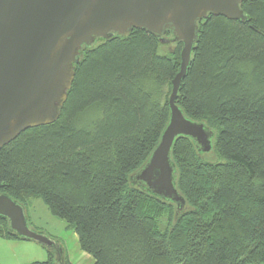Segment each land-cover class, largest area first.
Wrapping results in <instances>:
<instances>
[{"label":"trees","instance_id":"obj_1","mask_svg":"<svg viewBox=\"0 0 264 264\" xmlns=\"http://www.w3.org/2000/svg\"><path fill=\"white\" fill-rule=\"evenodd\" d=\"M240 9L244 21L197 23L175 105L212 133L218 162L176 139L170 158L182 208L131 183L169 122L182 44L168 30L83 47L57 120L0 149V195L22 208L40 198L93 264H264V0ZM164 36L177 49L159 55ZM0 239L30 242L2 217ZM52 240L59 255L45 249L46 260L31 264H71Z\"/></svg>","mask_w":264,"mask_h":264},{"label":"water","instance_id":"obj_2","mask_svg":"<svg viewBox=\"0 0 264 264\" xmlns=\"http://www.w3.org/2000/svg\"><path fill=\"white\" fill-rule=\"evenodd\" d=\"M243 0H0V149L26 130L54 123L66 102L83 47L97 39L141 30L161 37L168 30L182 44L171 82L169 122L141 170L137 187L178 208L185 205L175 185L171 149L179 137L200 153L212 149V133L186 119L175 105L197 40V23L208 15L244 21ZM0 217L17 236L59 255L58 244L27 226L24 210L0 195Z\"/></svg>","mask_w":264,"mask_h":264},{"label":"rangeland","instance_id":"obj_3","mask_svg":"<svg viewBox=\"0 0 264 264\" xmlns=\"http://www.w3.org/2000/svg\"><path fill=\"white\" fill-rule=\"evenodd\" d=\"M163 39L165 42L158 50L159 55H167L177 49V45L172 42L169 36H164ZM200 158L209 163L218 162V158L212 151L200 153ZM132 185L136 186L134 183ZM23 209L31 230L42 233L50 239H56L60 243L61 256L66 257L68 261H76L79 251L73 239L72 231L67 230L62 221L50 215L40 198L30 199ZM161 228L163 229L164 226L162 225ZM43 250L46 252L45 248Z\"/></svg>","mask_w":264,"mask_h":264},{"label":"crops","instance_id":"obj_4","mask_svg":"<svg viewBox=\"0 0 264 264\" xmlns=\"http://www.w3.org/2000/svg\"><path fill=\"white\" fill-rule=\"evenodd\" d=\"M72 233L79 256L76 261L69 260V262L71 264H93V259L79 249L77 236L74 232ZM46 258V252L36 243L0 239V264H31L43 262Z\"/></svg>","mask_w":264,"mask_h":264}]
</instances>
